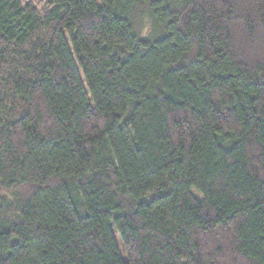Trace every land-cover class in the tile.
Here are the masks:
<instances>
[{"label": "trees", "instance_id": "1", "mask_svg": "<svg viewBox=\"0 0 264 264\" xmlns=\"http://www.w3.org/2000/svg\"><path fill=\"white\" fill-rule=\"evenodd\" d=\"M0 264H264V0H0Z\"/></svg>", "mask_w": 264, "mask_h": 264}, {"label": "rangeland", "instance_id": "2", "mask_svg": "<svg viewBox=\"0 0 264 264\" xmlns=\"http://www.w3.org/2000/svg\"><path fill=\"white\" fill-rule=\"evenodd\" d=\"M143 25H144L143 26L144 34H148V32L150 31V21L144 20ZM115 236H116L117 242L119 244V247L122 249V241H121L120 236L117 233H115Z\"/></svg>", "mask_w": 264, "mask_h": 264}]
</instances>
